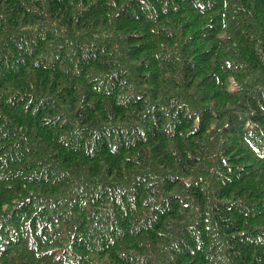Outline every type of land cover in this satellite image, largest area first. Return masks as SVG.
Listing matches in <instances>:
<instances>
[{"label":"trees","instance_id":"1","mask_svg":"<svg viewBox=\"0 0 264 264\" xmlns=\"http://www.w3.org/2000/svg\"><path fill=\"white\" fill-rule=\"evenodd\" d=\"M0 264H264V0H0Z\"/></svg>","mask_w":264,"mask_h":264}]
</instances>
